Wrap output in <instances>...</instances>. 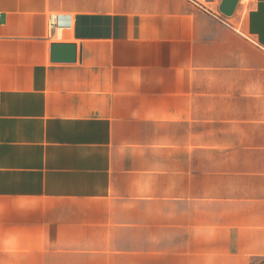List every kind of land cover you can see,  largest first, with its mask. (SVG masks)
Returning <instances> with one entry per match:
<instances>
[{"label":"crops","instance_id":"0c3cea01","mask_svg":"<svg viewBox=\"0 0 264 264\" xmlns=\"http://www.w3.org/2000/svg\"><path fill=\"white\" fill-rule=\"evenodd\" d=\"M222 1L0 0V264L264 259V0Z\"/></svg>","mask_w":264,"mask_h":264},{"label":"water","instance_id":"95a60500","mask_svg":"<svg viewBox=\"0 0 264 264\" xmlns=\"http://www.w3.org/2000/svg\"><path fill=\"white\" fill-rule=\"evenodd\" d=\"M240 0H223L220 5V13L225 17H232ZM77 48L75 44H53L51 59L54 63L76 62Z\"/></svg>","mask_w":264,"mask_h":264},{"label":"built area","instance_id":"2783aa9c","mask_svg":"<svg viewBox=\"0 0 264 264\" xmlns=\"http://www.w3.org/2000/svg\"><path fill=\"white\" fill-rule=\"evenodd\" d=\"M242 3V0H240ZM1 18V15H0ZM68 18L63 15H52L49 22V36L52 39L60 38L64 28L68 26Z\"/></svg>","mask_w":264,"mask_h":264},{"label":"rangeland","instance_id":"374dc122","mask_svg":"<svg viewBox=\"0 0 264 264\" xmlns=\"http://www.w3.org/2000/svg\"><path fill=\"white\" fill-rule=\"evenodd\" d=\"M255 264H264V261H256Z\"/></svg>","mask_w":264,"mask_h":264},{"label":"trees","instance_id":"16d2710c","mask_svg":"<svg viewBox=\"0 0 264 264\" xmlns=\"http://www.w3.org/2000/svg\"><path fill=\"white\" fill-rule=\"evenodd\" d=\"M260 261H264V259L260 260Z\"/></svg>","mask_w":264,"mask_h":264}]
</instances>
